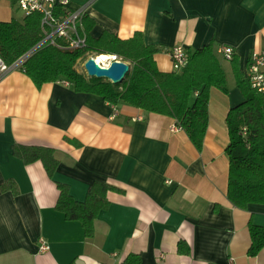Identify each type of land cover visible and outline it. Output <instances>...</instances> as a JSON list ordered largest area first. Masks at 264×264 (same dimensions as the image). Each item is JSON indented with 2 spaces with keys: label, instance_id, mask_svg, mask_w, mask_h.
<instances>
[{
  "label": "crops",
  "instance_id": "0c3cea01",
  "mask_svg": "<svg viewBox=\"0 0 264 264\" xmlns=\"http://www.w3.org/2000/svg\"><path fill=\"white\" fill-rule=\"evenodd\" d=\"M0 0V21L14 17ZM87 5L88 33L130 38L141 32L159 47L158 67L173 71L170 50L232 45L244 72L264 50V0H72ZM109 55V54H108ZM209 125L201 148L173 117L124 101L113 104L64 82L38 87L19 66L0 78V264H264L249 252L250 225L264 227V203L239 208L228 198L227 114L243 98L210 88ZM177 128H174L176 127ZM15 144L55 149L50 177L43 162L26 164ZM12 180L17 191L3 190ZM96 181L115 186L94 234L56 208L57 183L84 201ZM48 244L42 250L43 243Z\"/></svg>",
  "mask_w": 264,
  "mask_h": 264
},
{
  "label": "trees",
  "instance_id": "16d2710c",
  "mask_svg": "<svg viewBox=\"0 0 264 264\" xmlns=\"http://www.w3.org/2000/svg\"><path fill=\"white\" fill-rule=\"evenodd\" d=\"M42 15L32 13L19 20L0 21V57L8 65L16 63L44 37ZM88 33L94 21L84 17ZM87 46L63 49L45 44L37 48L19 66L38 87L47 82L68 81L78 92L96 93L116 105L124 101L148 112L173 117L198 148L204 143L209 125V101L212 87L228 92L225 71L211 45L189 49V61L181 70L163 71L156 64L159 47L145 42L141 32L130 38L104 31L100 37L89 34ZM88 53L112 54L129 63L130 71L121 83L105 78L90 77L78 69L77 63ZM239 59L231 58L237 84L244 99L233 105L227 114L230 141L228 198L239 208L252 203H264V92L253 88L240 69ZM14 155L29 164L43 162L53 177L59 160L55 149L39 145L15 144ZM60 194L56 208L68 220H78L86 236L94 234L98 213L109 207L108 192L116 187L96 181L84 201L76 200L67 184L57 183ZM3 190L17 191L14 181L8 180ZM252 243L249 252L257 255L264 247V227L250 225ZM125 264H141L140 255L130 254Z\"/></svg>",
  "mask_w": 264,
  "mask_h": 264
},
{
  "label": "built area",
  "instance_id": "2783aa9c",
  "mask_svg": "<svg viewBox=\"0 0 264 264\" xmlns=\"http://www.w3.org/2000/svg\"><path fill=\"white\" fill-rule=\"evenodd\" d=\"M26 13H40L42 15L43 39L16 63L8 66L0 57V78L14 67L20 66L21 63L29 57L37 48L47 44L56 45L63 49H79L87 46V38L81 33L80 26L87 5H81L76 8L71 7L72 0H13ZM170 50V56L176 70L183 69L189 61V53L182 44L174 45ZM218 52L225 58L231 59L234 56L235 49L232 45L223 44L219 47ZM101 53L98 55L100 56ZM98 56L96 57V61ZM113 61L117 60L116 55H109ZM98 62V61H97ZM99 63V62H98ZM105 63V64H104ZM100 64V63H99ZM102 61L100 66H109ZM245 77L250 85L258 91L264 92V50L253 51L248 58L245 70ZM69 85L68 81H63ZM174 128H177L174 127ZM48 244L43 241L42 250H47ZM234 259H230V264H234Z\"/></svg>",
  "mask_w": 264,
  "mask_h": 264
},
{
  "label": "rangeland",
  "instance_id": "374dc122",
  "mask_svg": "<svg viewBox=\"0 0 264 264\" xmlns=\"http://www.w3.org/2000/svg\"><path fill=\"white\" fill-rule=\"evenodd\" d=\"M9 10L12 13V16L16 19L21 20L26 16V13L19 7V5L10 6ZM98 55L99 54H97V53H88L85 58H82L81 60L78 61L76 67H78L79 70H81L82 72H85L88 75V73L85 69V63H86L87 59H89L92 56H98ZM109 55H112V54H109ZM219 58H220L222 67L225 71L227 86H228V92L230 93V95L237 96V98H243L244 99L243 92L237 84V78H236V75L234 72V66H233L231 59L225 58L224 56H220ZM112 61H113L112 59H109V60H107L106 63L109 64ZM97 78H99V77H97Z\"/></svg>",
  "mask_w": 264,
  "mask_h": 264
},
{
  "label": "water",
  "instance_id": "95a60500",
  "mask_svg": "<svg viewBox=\"0 0 264 264\" xmlns=\"http://www.w3.org/2000/svg\"><path fill=\"white\" fill-rule=\"evenodd\" d=\"M85 69L90 77L105 78L113 83H121L130 71L129 63L114 60L109 66H100L94 57L87 59Z\"/></svg>",
  "mask_w": 264,
  "mask_h": 264
},
{
  "label": "bare ground",
  "instance_id": "6f19581e",
  "mask_svg": "<svg viewBox=\"0 0 264 264\" xmlns=\"http://www.w3.org/2000/svg\"><path fill=\"white\" fill-rule=\"evenodd\" d=\"M96 58V57H95ZM111 57L108 54H101L100 56H98L97 61L101 64L102 61L107 62V60H109ZM105 64V63H104Z\"/></svg>",
  "mask_w": 264,
  "mask_h": 264
}]
</instances>
